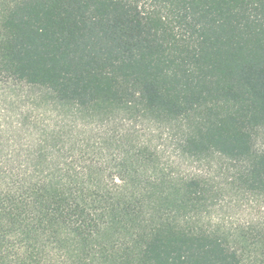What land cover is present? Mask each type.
I'll return each instance as SVG.
<instances>
[{
    "label": "trees",
    "instance_id": "obj_1",
    "mask_svg": "<svg viewBox=\"0 0 264 264\" xmlns=\"http://www.w3.org/2000/svg\"><path fill=\"white\" fill-rule=\"evenodd\" d=\"M0 96V264H264V0H0Z\"/></svg>",
    "mask_w": 264,
    "mask_h": 264
},
{
    "label": "rangeland",
    "instance_id": "obj_2",
    "mask_svg": "<svg viewBox=\"0 0 264 264\" xmlns=\"http://www.w3.org/2000/svg\"><path fill=\"white\" fill-rule=\"evenodd\" d=\"M0 100H2V96H0ZM120 116L122 118L117 120L116 127L123 130L125 126L130 127L134 131L133 134L149 140L154 147L164 152L169 168L171 167L172 170L176 169L179 173L190 176L209 174L211 179H214L212 180L220 189V192L209 217L211 223L222 224V222H225L226 224L229 222L238 224L244 221V196L239 197L229 186L227 182L229 174L224 171V167H221L220 162L208 164L207 162H193L178 158L171 144V139L166 135L170 134L167 130L161 127L155 129V126L149 121L138 120L130 123L125 120L123 114H120ZM86 134L93 133L87 132Z\"/></svg>",
    "mask_w": 264,
    "mask_h": 264
}]
</instances>
